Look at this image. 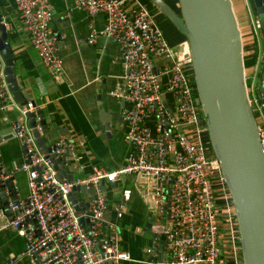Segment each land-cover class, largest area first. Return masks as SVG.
<instances>
[{"label":"built area","instance_id":"obj_1","mask_svg":"<svg viewBox=\"0 0 264 264\" xmlns=\"http://www.w3.org/2000/svg\"><path fill=\"white\" fill-rule=\"evenodd\" d=\"M74 1L90 16L106 15L104 29L92 30L89 43L93 45L100 36H105L120 47L125 74L124 89L118 96L124 103L126 140L133 147V153L122 168H94L88 177L60 179L51 159L41 153L28 125L27 114L37 111V104L29 101L23 108L16 104L7 81L6 62L0 53V108L9 110L17 105L26 120L25 124L14 123L13 136L25 151L21 169L28 174L29 194L25 200L9 202L4 208V213L12 216L10 225L26 240L25 254L34 264L132 262V255L120 249L118 220L124 218L133 190L123 189V204L117 206L113 220L103 185L138 176L152 184L143 192V199L154 214L149 220H155V231H152L155 236H151L147 249L151 257L148 263L223 264L222 218L211 176L219 173L216 183L224 185L226 181L220 162L207 154L209 147L204 134L209 132L201 126L203 119L196 104L195 88L187 76L191 64V58H186L188 45L184 42L177 48L172 47L154 15L142 3L128 9V0ZM49 3L50 0H14V7L21 25L30 35L33 49L46 69L59 77L64 73L63 58L59 38L51 25ZM2 15L1 24L9 32L11 25ZM252 31L259 55L252 89L248 84L247 87L252 109L262 121L259 131L264 149V68L261 65L264 49H260L264 30L257 14L255 21L252 20ZM258 70L262 85L254 95ZM189 126L193 128L187 129ZM55 143L57 159L67 162L73 158L76 145L72 141L61 138ZM12 177V172L0 166V191L9 190ZM81 186L94 190L88 210L89 224L81 218L86 219V213L77 214L71 200L73 189ZM230 219L232 211L227 210L224 223ZM226 240L235 245L233 233L228 232ZM162 256L164 259L160 261Z\"/></svg>","mask_w":264,"mask_h":264},{"label":"crops","instance_id":"obj_2","mask_svg":"<svg viewBox=\"0 0 264 264\" xmlns=\"http://www.w3.org/2000/svg\"><path fill=\"white\" fill-rule=\"evenodd\" d=\"M232 1L237 15V5ZM251 1L254 6L253 0ZM138 2L149 6L148 0H128L127 8L131 9ZM168 3L173 5L175 0H169ZM49 5L52 12L51 25L59 38L63 58L64 73L59 77L53 76L46 69L33 49L30 35L21 25L15 10L14 0H0V14H4L11 25L9 42L15 54L17 78L22 85L23 94L26 98L32 96L30 99L36 102L37 111L43 112V117H38V120L48 122L46 133L53 131L57 141L61 138L69 139L76 145L73 158L70 157L64 165L66 178L69 179L70 174L88 177L94 168H122L128 164L133 153V147L126 140L128 126L124 124L122 117L124 103L118 96L124 89L125 66L122 53L119 45L105 36H100L93 45L88 41L92 30L104 29L106 15L90 16L74 0H50ZM237 17L247 45L254 46L255 37L250 25L243 15ZM241 18L245 22L242 23ZM165 21L164 24L158 22L169 44L177 48L186 38L167 18ZM247 54L250 65L247 66L246 74L252 76L256 62L252 60L253 52L249 51ZM263 65L264 60L262 69ZM188 74L191 75L190 68L187 69V76ZM17 105L9 110L0 108V166L6 172H12L13 176L12 189L5 194L0 191V264H34L25 254V238L10 225L11 214L4 213L9 202H21L29 194L28 174L21 169L25 151L22 143L13 136L14 123L21 116ZM207 145L210 149V143ZM148 186L152 187V184L138 176L124 177L116 183L107 182L103 185V193L108 199L113 220L117 206L123 204V189L133 190L132 199L126 204L125 216L118 220L120 249L129 252L133 261L119 264H150L148 262L151 257L147 254V249L152 237L145 232V226L154 214L150 210V204L143 199V192ZM221 191L222 189H217L218 193ZM220 195L221 198H216L217 206L220 217H226L227 210L234 205L229 194ZM80 196L79 202L84 204L86 198L82 194ZM81 218L85 220V217ZM227 236L228 233L225 237L222 229V250L226 253L223 264L231 262L226 257ZM163 259L162 256L160 261ZM234 260L237 264L236 259Z\"/></svg>","mask_w":264,"mask_h":264},{"label":"water","instance_id":"obj_3","mask_svg":"<svg viewBox=\"0 0 264 264\" xmlns=\"http://www.w3.org/2000/svg\"><path fill=\"white\" fill-rule=\"evenodd\" d=\"M150 1L187 38L186 58H191L189 68L195 75L196 104L204 114L201 126L208 129L235 207L243 264H264V149L248 93L243 35L234 3L232 0H178L179 15L164 0ZM253 3L264 30V0H253ZM2 16L0 14V53L6 62L11 94L23 108L29 101H35L30 99L32 96L26 98L23 94L9 32L1 24ZM38 117H43V112L27 114L31 133L41 153L51 159L58 177L63 179L67 162L57 159L56 135L53 131L46 133L48 122L39 121ZM73 179L74 174H70L69 180ZM3 189L1 193L5 194ZM81 194L86 198L84 204L78 202ZM93 197L94 190L86 186L74 188L71 194L77 214L86 213V224H89L88 210ZM154 221L149 220L145 227L150 236H155L152 234Z\"/></svg>","mask_w":264,"mask_h":264},{"label":"rangeland","instance_id":"obj_4","mask_svg":"<svg viewBox=\"0 0 264 264\" xmlns=\"http://www.w3.org/2000/svg\"><path fill=\"white\" fill-rule=\"evenodd\" d=\"M234 2H235V4L237 5V8H238V10H237L238 16L242 17V15H243L244 16V20L247 22L248 25H250V28L252 29V20L255 21V19H256L255 7L253 6L252 1L251 0H247V2H246V0H234ZM173 5H174V8H176L177 10L180 9L178 0ZM152 14L154 15V17L156 19V22H157V24L160 27H161L160 22L163 23V24H164V22H166L165 21L166 17L161 15L159 13V11L152 10ZM157 18H159V19H157ZM244 20L241 18L242 23L245 22ZM158 21H160V22H158ZM161 29H162V27H161ZM252 35H253V33H252ZM255 40L256 39L254 38V41ZM257 46H258V44H257ZM260 49H261V51H263V49H264V39H260ZM258 55H259V49H258V52H257V55H256V57H257L256 58V65H257V62H258ZM262 64H263V62H261V65ZM256 65H255V67H256ZM252 73L253 74H251V75H254L255 68L252 71ZM246 76L248 77V83L247 84L250 87V89H252V85H253L252 76H248L247 74H246ZM261 79H262L261 72L258 70L257 74L255 76V80H254V87H253V94L254 95L258 94L257 89L261 85ZM255 116H256V119H257L259 125H262V121H261V118H260V115H259L258 112H255ZM19 121L22 122L23 124L26 123V120H25V118L22 115L20 116ZM192 128L193 127H190V126L187 127V129H189V130H191ZM206 134L204 135V141H205V144H209V142H208L209 139L207 138L208 134L207 135ZM212 149L211 148L208 149L207 154H208V157L210 159H215L216 156H215V153H214V151ZM217 177H219V173H215V174H213L211 176V180H212V182L214 184V189H215V192H216L215 197L216 198H221L222 196L220 195V193H225L226 196H227V194H229L230 197H231V194L229 192V189H228V186H227L226 183L224 185L223 184L219 185L218 183H216ZM218 188L222 189V191L220 193L217 192ZM230 210L232 211V219L228 220L225 224H224L225 215H221V218L223 219L222 220V228L224 230L225 237H226V233H228V232L233 233V237H235V245L234 246H233V244H231V241H227V245L225 247L226 248V252H227V256L226 257L227 258H231L230 259V261H231L230 264H236L235 260L233 261V259H236L237 264H242V262H241L242 249H241V246H240L241 240L239 238L240 237L239 230L236 229V223H235V218H234L235 208L232 206V208ZM229 250H231V251H229ZM232 261H233V263H232Z\"/></svg>","mask_w":264,"mask_h":264},{"label":"trees","instance_id":"obj_5","mask_svg":"<svg viewBox=\"0 0 264 264\" xmlns=\"http://www.w3.org/2000/svg\"><path fill=\"white\" fill-rule=\"evenodd\" d=\"M149 1V6H147V8L151 11V13H152V10H157V8L152 4V2L150 1V0H148ZM165 2H168L169 0H164ZM175 2H177V0H175ZM170 4V3H169ZM171 6H172V8L179 14V15H181V12H180V9L179 10H177L176 8H174V5H172V4H170ZM158 11V10H157ZM161 14V13H160ZM162 15V14H161ZM238 15V14H237ZM165 17V16H164ZM252 33H253V31H252ZM242 35H243V42H244V60H245V67H246V69H247V66L248 65H250V61H249V55L247 54L249 51H251V52H253V54H254V57H253V62L255 61L256 62V55H257V52H258V46H257V41L255 40V43H254V46H249V45H247V43H246V38H245V36H244V33H243V30H242ZM253 36H254V34H253ZM255 37V36H254ZM186 38V37H185ZM190 70H191V75H189L188 74V78H189V80L192 82V84H193V86H194V88H195V95H196V98H198V92H197V87H196V82H195V75H194V71L190 68ZM199 109V113H200V115H201V118L204 120V114H203V112H202V110H201V108H198ZM208 134V141H209V143H210V147H211V149L213 148L212 147V144H211V141H210V136H209V133H207ZM213 150V149H212ZM233 202V201H232ZM234 218H235V223H236V229L238 230V224H237V219H236V213H235V215H234ZM223 229V228H222ZM221 229V230H222ZM240 238V237H239ZM240 246H241V249H242V245H241V242H240ZM229 251H231V250H229ZM224 254H226V253H223V255H222V262H223V258H225V256H224ZM231 254V253H230ZM229 259H231V258H229ZM241 262H242V264H243V258H242V255H241Z\"/></svg>","mask_w":264,"mask_h":264},{"label":"bare ground","instance_id":"obj_6","mask_svg":"<svg viewBox=\"0 0 264 264\" xmlns=\"http://www.w3.org/2000/svg\"><path fill=\"white\" fill-rule=\"evenodd\" d=\"M172 23V22H171ZM185 36V35H184ZM186 37V36H185ZM187 39V38H186Z\"/></svg>","mask_w":264,"mask_h":264}]
</instances>
